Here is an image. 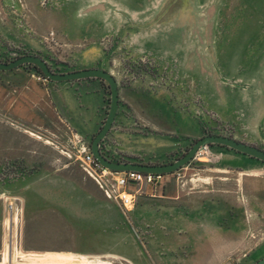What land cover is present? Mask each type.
I'll return each mask as SVG.
<instances>
[{
    "label": "crops",
    "instance_id": "1",
    "mask_svg": "<svg viewBox=\"0 0 264 264\" xmlns=\"http://www.w3.org/2000/svg\"><path fill=\"white\" fill-rule=\"evenodd\" d=\"M95 2L96 6L102 2L114 5L113 0ZM3 5L1 59L18 55L8 51L10 48L22 53L18 56L37 55L47 62L39 37L54 31L70 41L87 42L72 57V69L65 72L101 68L116 78L118 111L100 144L106 158L163 165L181 157L192 141L202 138L193 104L188 107L190 113L183 108L181 83L158 84L153 81L156 74L141 71L124 80L122 69L113 59L121 45L133 56V62L153 55L175 67L180 81L181 27L163 25L162 20L135 27L116 12V23L103 22L106 12L92 14L87 8L79 11V17L84 18L73 22L68 11L59 10L61 23L56 25L40 20L42 14L35 0H4ZM10 8L18 12L16 18L8 13ZM153 13L149 21L161 19L165 12L160 9ZM133 16L135 13L126 17ZM91 22L95 24L91 26ZM108 35L118 39L109 49L96 43ZM197 61L191 59L190 63ZM22 68L0 71V111L25 128L52 134L62 141L61 146L73 136L83 138L90 146L108 111L106 84L98 79L44 84L34 78L33 71ZM190 79V90L197 93L198 87L193 86H197V73L192 72ZM227 86L220 76L209 78L204 94L208 109L220 121L235 127L241 139L236 135L232 138L251 145L263 141L262 109L257 111L253 105L247 109L244 104L254 99L246 100V94ZM192 161L214 164L224 173L236 174H223L221 184L203 186L165 174L158 184L140 185L135 205L124 217L120 207L103 196L75 161L46 148L26 131L0 122V174L8 178L7 183L0 184V195L17 197L23 216L17 250L46 256L38 264H113L64 255L116 258L126 264H234L237 258L240 264H253L263 258L264 165L219 146L206 147ZM132 188L136 191L138 186ZM9 216L3 219L4 227ZM249 232L255 233L252 239L261 236L250 249ZM53 255L57 256L47 258ZM15 256L14 264H25L17 251Z\"/></svg>",
    "mask_w": 264,
    "mask_h": 264
},
{
    "label": "rangeland",
    "instance_id": "2",
    "mask_svg": "<svg viewBox=\"0 0 264 264\" xmlns=\"http://www.w3.org/2000/svg\"><path fill=\"white\" fill-rule=\"evenodd\" d=\"M3 1L0 0V10L5 9ZM35 3L40 10V14H42L40 20L42 22L49 21L54 24L56 23V25L61 23V13L59 10L64 9L68 11L69 15H71V22H73L74 20L84 18V15L79 17V14L87 8L88 12L92 14H96V11L100 12L101 10L104 13L106 12V14L110 13V15L105 14L103 16V22L116 23V19L114 18V15H116L114 12H116L125 16L121 17L122 20L128 19L135 27L156 24L160 20H162L161 23L163 25L181 27L183 67L180 69V76L182 80H178L180 78L178 77L179 74H177L179 71L176 73L175 67L159 62L153 55L137 58L138 60L133 62L131 59L133 56L128 53L126 47H122L121 45L118 51L119 54L114 56L113 59L118 62L116 67L122 69L121 74L123 79L129 80L132 78L131 74L141 71L152 76L156 74L157 78H154L153 81L158 84L174 85L181 83L183 108L190 113L188 107L193 104L195 109L194 116L199 121L201 135L214 134L225 135L227 137H235L236 135L237 139H241L234 126L220 121L207 107V96L204 94L205 88H209V78L215 76L218 79L220 76L229 85L227 87L240 90L246 94V100L249 97L254 99L246 102L244 105L247 109L253 105L257 111L261 108L264 125V0H113L112 4L115 7L114 5L109 7L105 2L99 3L101 5L96 6L95 0H35ZM80 9L81 12H79ZM160 9L165 12L164 16L161 19L155 17L153 21H149V19H153L151 18L152 14H155L153 12ZM8 13L13 18L18 16V12L12 8H10ZM132 13H135V16L126 17ZM146 21L148 23H144L143 25L142 22ZM135 23H139V25ZM94 24V22L90 23L91 26ZM39 39L42 41L41 45H43L41 51L46 52L42 57L47 60L52 71L56 73H64L66 69H72L71 66L74 64L72 57H75L84 48V44L87 43L80 39L78 41H70L64 38V36L60 37L54 31L43 34ZM114 39L113 36L108 35V37L99 38V40H96V43L109 49L113 43L116 44L118 41L117 38ZM117 45H120V43ZM8 51L16 52L18 55L22 54L10 48H8ZM23 55L26 54L23 53ZM196 58H198L197 64L190 63L191 59L196 61ZM9 60H11V57L0 58L2 62H8ZM22 69L25 70L27 68L23 67ZM192 72H196L198 76L197 86L196 83H193L195 88L198 87L197 93L190 90V86H192L190 83ZM38 82L48 84L49 81ZM0 114L3 115L2 117L0 116V122L3 124L22 132L26 131L27 136H33L38 139L46 148H51L58 152L61 151L59 143L62 141L52 134L46 133L41 129L25 128L22 122L14 120L1 111ZM10 122H17L18 124L16 125L18 127L11 126ZM201 135L200 137H203ZM244 137L246 136L244 135ZM194 142L192 141L183 153ZM255 142L256 144L252 145L264 150V137L263 141ZM218 169L220 168L214 164L191 161L177 172H179L180 181L188 182V180H191L192 184L194 183L198 186H203L207 183L221 184L223 174L231 177H234V174H236V172L224 173V171ZM7 179V174H0V184L7 183ZM132 189V186H129V190ZM0 213V264H14L16 251L23 258L25 264H38L42 260H45L46 256L23 254L17 250L19 246L16 239L18 240L19 238L23 224L21 203L17 197L8 196L5 193L1 194ZM8 213L10 216L6 218L4 227L3 219ZM252 234L255 235L254 232ZM252 234L251 232L248 234L250 238L248 249L252 248L261 238V236H254L255 239H252ZM3 238L4 244H2ZM8 245L10 253H12L9 256L12 262H7L9 259L6 256ZM55 256L57 255L47 258ZM64 256L72 259L81 258L86 261L100 259L111 262L110 258ZM112 259L115 260L116 258ZM113 264H126V262L117 259Z\"/></svg>",
    "mask_w": 264,
    "mask_h": 264
},
{
    "label": "water",
    "instance_id": "3",
    "mask_svg": "<svg viewBox=\"0 0 264 264\" xmlns=\"http://www.w3.org/2000/svg\"><path fill=\"white\" fill-rule=\"evenodd\" d=\"M23 65H33L38 68L42 75L51 82H71L84 79H99L103 81L109 88V107L105 120L99 132L92 139L90 151L96 161L113 172H139L151 174H171L190 163L193 158L206 147L219 146L239 154H243L250 158L256 159L264 164V150L244 142L238 141L232 137L224 135L208 134L196 140L188 150L179 158L171 163L163 165H149L131 162H116L109 160L101 152L100 144L107 136L113 126L118 106H119V89L116 78L108 71L101 68H90L77 71H69L64 73H56L52 71L45 60L37 55H22L9 62L0 61V71H11ZM253 264H264V257Z\"/></svg>",
    "mask_w": 264,
    "mask_h": 264
},
{
    "label": "built area",
    "instance_id": "4",
    "mask_svg": "<svg viewBox=\"0 0 264 264\" xmlns=\"http://www.w3.org/2000/svg\"><path fill=\"white\" fill-rule=\"evenodd\" d=\"M33 76L38 81H49L40 75L34 74ZM0 116L2 117L3 115L0 114ZM9 124L13 127H18L16 125L18 124L17 122H10ZM56 148L59 147L56 146ZM61 148L60 152L63 153L68 159L75 161L79 165L84 175L96 184L103 196L107 200L116 203L124 215H127L135 205L140 185L158 184L165 176V174L139 173L132 171L113 172L107 168H104L93 157L90 151V146L84 141L83 138L78 136L71 137L65 145L61 146ZM171 174H173L177 179H180L179 172L176 171ZM134 184L138 186L136 191L129 190V186ZM110 260L111 263H115V260L117 259L113 260L110 258ZM240 260V258H237L234 264H240Z\"/></svg>",
    "mask_w": 264,
    "mask_h": 264
},
{
    "label": "trees",
    "instance_id": "5",
    "mask_svg": "<svg viewBox=\"0 0 264 264\" xmlns=\"http://www.w3.org/2000/svg\"><path fill=\"white\" fill-rule=\"evenodd\" d=\"M17 57H18V55H17ZM26 68L28 69V70H30V71H33V73L34 74H36V75H40V76H42L43 77V75H42V73H41V71L38 69V68H36L35 66H33V65H26ZM106 95H107V98H106V102L108 103V105H109V88L107 87V85H106ZM188 150V149H187ZM184 154V153H183ZM182 154V155H183ZM105 156V155H104ZM106 157V156H105ZM109 159V158H108ZM110 160V159H109Z\"/></svg>",
    "mask_w": 264,
    "mask_h": 264
},
{
    "label": "bare ground",
    "instance_id": "6",
    "mask_svg": "<svg viewBox=\"0 0 264 264\" xmlns=\"http://www.w3.org/2000/svg\"><path fill=\"white\" fill-rule=\"evenodd\" d=\"M7 241H8V240H7ZM7 241H6V242H7ZM9 248H10V247H9V245H8V248H7V250H6V251H7V252H6V253H7L6 256H7V259H8V258H9V259L7 260V262H8V261H11V262H12V260H10V257H9L12 253H10L11 251L9 250Z\"/></svg>",
    "mask_w": 264,
    "mask_h": 264
},
{
    "label": "flooded vegetation",
    "instance_id": "7",
    "mask_svg": "<svg viewBox=\"0 0 264 264\" xmlns=\"http://www.w3.org/2000/svg\"><path fill=\"white\" fill-rule=\"evenodd\" d=\"M18 57H20V56H18ZM15 58H17V56H14V57H11V60H13V59H15ZM11 60H9V61H11ZM44 60V59H43ZM8 61V62H9ZM48 64V63H47ZM21 67H26V65H23V66H21ZM50 67V66H49ZM51 69V68H50ZM52 70V69H51ZM44 77V76H43ZM99 80V79H98ZM50 82V81H49ZM108 87V86H107ZM119 162H122V161H119Z\"/></svg>",
    "mask_w": 264,
    "mask_h": 264
}]
</instances>
